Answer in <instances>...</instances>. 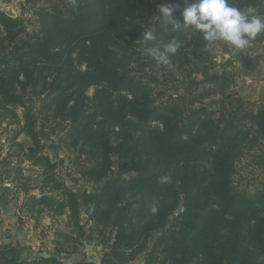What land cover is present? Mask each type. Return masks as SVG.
Returning a JSON list of instances; mask_svg holds the SVG:
<instances>
[{"label": "trees", "instance_id": "16d2710c", "mask_svg": "<svg viewBox=\"0 0 264 264\" xmlns=\"http://www.w3.org/2000/svg\"><path fill=\"white\" fill-rule=\"evenodd\" d=\"M166 3L185 6V0ZM230 3L264 15V0ZM158 5V0H72L67 10L44 9L41 38L35 41L23 38L22 20L0 9V111L23 103L31 89L50 98L46 113L70 122L72 145L85 156L80 174L104 181L102 186L78 192L61 182L57 163L41 153L36 119L27 114L29 156L44 167L46 183L62 190L78 238L87 233L79 219L81 204L92 206L87 210L92 237L105 246L111 241L102 264H129L161 229L147 252L148 264H264V193L243 192L235 183L236 161L248 138L245 121L264 139V102L216 119L188 112L185 102L156 104L154 86L131 67L139 47L162 48L176 39L181 46L170 60L178 69L199 67L209 55L200 32L166 26L162 17L154 21ZM174 15L182 23L180 11ZM185 29L190 36L183 39ZM149 31L155 39L145 42ZM261 40L264 33L252 42ZM79 45L87 48L83 60L74 56ZM91 87L93 96L87 94ZM162 176L170 182L160 183ZM180 203L183 210L176 214ZM23 249L0 244V264H65L55 256L28 259Z\"/></svg>", "mask_w": 264, "mask_h": 264}, {"label": "rangeland", "instance_id": "374dc122", "mask_svg": "<svg viewBox=\"0 0 264 264\" xmlns=\"http://www.w3.org/2000/svg\"><path fill=\"white\" fill-rule=\"evenodd\" d=\"M158 1L159 5H167V0ZM71 3L72 0H0V9L22 20L26 28L23 38L35 41L41 38L39 21L44 9L59 6L67 10ZM160 17L157 8L153 20ZM189 34V29H185L182 38H188ZM208 44V59L199 67L191 64L178 69V63L171 60L168 65L158 63L143 46L139 47L131 67L154 86V98L160 106L185 102L188 112L192 108L203 117L213 119L222 113L230 114L239 106L249 110L259 107L264 102V40L252 42L243 51L233 50L224 41ZM86 52L87 48L79 45L74 56L83 60ZM225 53H229L228 59L224 58ZM77 63L79 68L86 69L84 62ZM213 74L221 76V80H208ZM95 89L91 87L87 94L93 96ZM19 92L22 91L19 89ZM22 100L23 103L0 111V244L24 247L22 255L28 259L42 255L55 256L65 264L82 260L102 264L104 250L109 249L111 241L105 246L92 237L89 227L93 222L87 213L92 206L83 203L79 219L86 224L87 233L85 238H78L71 212L63 206L62 190L46 183L48 174L44 167L29 156L28 148L33 146V141L25 128L27 114L36 119L44 144L41 153L57 163L55 172L61 182L75 191L91 192L104 181L94 183L80 174L85 156L72 145L70 122L54 118L51 111L46 113L50 100L46 93L28 89ZM245 123L248 138L236 161L235 183L243 192L263 194L264 139L258 136L249 120ZM112 169L117 171L116 162ZM182 210L180 203L176 214ZM163 230L152 235L151 245ZM151 245L129 264H148L147 252Z\"/></svg>", "mask_w": 264, "mask_h": 264}, {"label": "clouds", "instance_id": "9594fccd", "mask_svg": "<svg viewBox=\"0 0 264 264\" xmlns=\"http://www.w3.org/2000/svg\"><path fill=\"white\" fill-rule=\"evenodd\" d=\"M177 10L180 11L182 23L174 15ZM158 11L166 26L192 28L200 32L205 41H224L237 51L251 47L252 41L264 33V15L252 6H233L230 0H185L182 9L178 5L160 4ZM142 38L147 42L154 40L155 36L149 31L143 33ZM180 46V42L173 38L162 48H149L148 53L158 63L168 65L171 63L170 57L176 54ZM224 58L228 59L229 53H225ZM170 179L168 176H162L159 182L167 183Z\"/></svg>", "mask_w": 264, "mask_h": 264}]
</instances>
